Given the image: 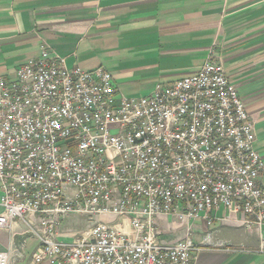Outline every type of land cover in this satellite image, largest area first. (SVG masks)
Returning a JSON list of instances; mask_svg holds the SVG:
<instances>
[{"label": "built area", "instance_id": "obj_1", "mask_svg": "<svg viewBox=\"0 0 264 264\" xmlns=\"http://www.w3.org/2000/svg\"><path fill=\"white\" fill-rule=\"evenodd\" d=\"M112 79L68 67L46 43L0 77V227L27 224L35 264H193L197 220L211 226L223 207L264 225L254 123L212 55L140 97ZM71 214L86 227L59 239ZM168 219L186 229L172 243L161 238Z\"/></svg>", "mask_w": 264, "mask_h": 264}, {"label": "crops", "instance_id": "obj_2", "mask_svg": "<svg viewBox=\"0 0 264 264\" xmlns=\"http://www.w3.org/2000/svg\"><path fill=\"white\" fill-rule=\"evenodd\" d=\"M43 43L68 67L102 66L128 97L194 73L212 55L253 120L254 147L264 161V0H0V77H14ZM259 183L264 187V170ZM212 214L211 226L193 224V264H264V225L247 228L242 213L223 207ZM66 227L59 239L69 240ZM161 227L165 243L185 235L171 219ZM38 245L22 220L0 227L8 264H35Z\"/></svg>", "mask_w": 264, "mask_h": 264}, {"label": "rangeland", "instance_id": "obj_3", "mask_svg": "<svg viewBox=\"0 0 264 264\" xmlns=\"http://www.w3.org/2000/svg\"><path fill=\"white\" fill-rule=\"evenodd\" d=\"M86 224H87V218L85 216L79 214H71L68 216L67 219L64 220V222L59 226V228L61 229L63 225L67 226L66 227L67 233L71 234L68 237L70 240L74 238L79 232L84 230Z\"/></svg>", "mask_w": 264, "mask_h": 264}]
</instances>
